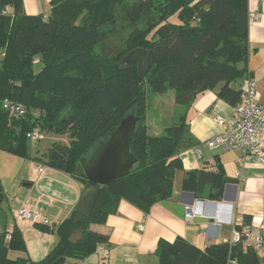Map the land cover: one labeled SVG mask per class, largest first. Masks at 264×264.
<instances>
[{"label":"trees","instance_id":"trees-1","mask_svg":"<svg viewBox=\"0 0 264 264\" xmlns=\"http://www.w3.org/2000/svg\"><path fill=\"white\" fill-rule=\"evenodd\" d=\"M7 7L11 14L3 13ZM248 26V0H51L45 18L25 15L22 0H0V150L63 171L86 188L90 182L75 175L80 159L89 157L127 115L138 119L129 144L137 162L128 174L99 187L88 215L73 211L64 219L55 230L56 243L41 261L9 258L8 249L23 248L21 234L14 228L7 239V232H1L0 264L83 259L107 240L89 226L104 223L120 199L147 212L169 198L175 172L182 169L179 152L192 139L186 112L160 135L149 133L147 93L172 89L175 101L189 107L197 95L212 91L237 105L241 81L250 74ZM114 36L120 37L118 46L95 52L97 44ZM138 48L154 58L142 76L136 62L124 63ZM234 82H240L238 87ZM4 98L22 105L24 116L11 119L2 108ZM35 129L58 139L46 151L30 155L28 134ZM213 166L187 171L181 188L220 200L229 178L218 162ZM2 196L0 188V201ZM249 219L245 215L234 223L235 230L249 225ZM80 228L81 239L71 242L69 236ZM155 255L158 264L258 262L257 251L244 250L239 242L200 249L180 236L159 239Z\"/></svg>","mask_w":264,"mask_h":264},{"label":"crops","instance_id":"crops-1","mask_svg":"<svg viewBox=\"0 0 264 264\" xmlns=\"http://www.w3.org/2000/svg\"><path fill=\"white\" fill-rule=\"evenodd\" d=\"M51 0H22L23 12L27 16H46ZM248 10L254 13L249 18L247 69L255 78L257 98L264 105V0H248ZM11 14V8L7 7ZM3 52L0 50V59ZM240 82H234L238 87ZM186 122L192 144L179 152L182 169L175 172L173 192L165 200L154 203L147 212L128 200L120 199L115 213L104 223L91 224L89 228L106 236L102 249L83 259L64 258L63 264H158L155 248L159 239L172 241L180 236L200 249L212 243L231 239L234 223L249 216V226L264 236V166L248 158L239 161L241 154L222 148H209L206 140L221 131L215 117L228 119L233 106L217 98L212 91L196 96L186 106ZM147 116V115H146ZM148 120V131L160 135L167 127L159 124L152 130ZM264 148V138L262 140ZM199 148V156L195 151ZM46 151V150H45ZM44 152V151H43ZM39 152L29 151L30 155ZM218 162L229 181L220 200H209L206 196L196 197L193 192L181 188L185 173L203 166L212 167ZM239 173V174H237ZM0 233H11L16 228L21 234L23 248L8 249L11 259L41 261L56 243L55 230L68 218L85 189L84 184L63 171L41 165L28 158L0 150ZM198 205L195 217L185 222V206ZM21 207L35 211L46 218L47 223L32 222L16 217ZM204 216L212 222H199ZM142 225L143 229L138 226ZM38 226H47L40 230ZM98 246V245H97ZM107 250L105 255L103 249ZM258 262L264 264V245L257 250ZM229 264H238L230 261Z\"/></svg>","mask_w":264,"mask_h":264},{"label":"built area","instance_id":"built-area-1","mask_svg":"<svg viewBox=\"0 0 264 264\" xmlns=\"http://www.w3.org/2000/svg\"><path fill=\"white\" fill-rule=\"evenodd\" d=\"M3 13H7L6 8ZM254 15V13L249 12V18L254 17ZM240 87L242 91L241 99L237 105L233 106L232 116L228 119L220 116L215 117V122L221 126V131L207 139L206 144L212 149L222 148L227 151L239 152L241 154L240 162H243L244 158H248L252 162L264 166V148L262 146L264 138V105L257 98L256 80L251 74L246 75L242 79ZM2 108L7 111L11 119L21 118L25 114V109L22 105L14 103L7 98L2 100ZM28 137L31 140H39L43 138V134L35 129L28 134ZM195 148L199 156V148ZM198 207V205L185 206V222H190L195 217ZM16 217L30 219L32 222L47 223L46 218L25 207H21L16 211ZM138 227L143 229L142 225ZM6 238H9V233L6 234ZM224 242H239L242 249L251 248L257 251L263 246L264 237L249 225H244L241 231L234 229L231 239H225ZM101 249L102 246L98 245L96 247V251ZM103 252L105 255L107 254L105 248Z\"/></svg>","mask_w":264,"mask_h":264},{"label":"water","instance_id":"water-1","mask_svg":"<svg viewBox=\"0 0 264 264\" xmlns=\"http://www.w3.org/2000/svg\"><path fill=\"white\" fill-rule=\"evenodd\" d=\"M153 61L154 58L150 51L138 48L129 53L124 63L136 62L138 73L142 76L151 67ZM137 120L133 113L127 115L106 140L96 145L89 157L80 159V168L75 171V175L85 177L90 182V186L83 190L75 206L74 210L78 214L88 215L94 208L99 187L128 174L136 164L137 159L130 152L129 144ZM198 221L212 222L213 219L204 216ZM82 234L81 228L76 229L69 236V240L76 242L81 239ZM64 260V257H60L52 264H63Z\"/></svg>","mask_w":264,"mask_h":264},{"label":"rangeland","instance_id":"rangeland-1","mask_svg":"<svg viewBox=\"0 0 264 264\" xmlns=\"http://www.w3.org/2000/svg\"><path fill=\"white\" fill-rule=\"evenodd\" d=\"M120 37H111L108 41L104 43H99L95 46V52L103 53L107 52L113 47L118 46ZM103 46V47H102ZM104 50V51H103ZM1 60V59H0ZM35 69L40 66L35 65ZM175 90H168L163 94L147 93V101L149 106L146 113V122L148 120L150 125H152V130H157L159 124H164L165 126H170L177 121L180 114L186 111V106L175 101ZM53 135V134H52ZM44 133L43 138L40 140H30L29 146L33 152L39 149V152L45 151L51 144L57 140L56 136Z\"/></svg>","mask_w":264,"mask_h":264}]
</instances>
